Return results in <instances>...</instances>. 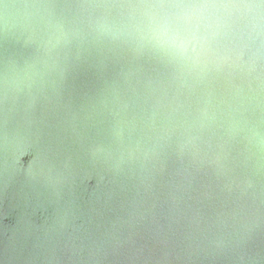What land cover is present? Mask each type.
Returning <instances> with one entry per match:
<instances>
[{
  "label": "water",
  "instance_id": "obj_1",
  "mask_svg": "<svg viewBox=\"0 0 264 264\" xmlns=\"http://www.w3.org/2000/svg\"><path fill=\"white\" fill-rule=\"evenodd\" d=\"M0 264H264V0H0Z\"/></svg>",
  "mask_w": 264,
  "mask_h": 264
},
{
  "label": "clouds",
  "instance_id": "obj_2",
  "mask_svg": "<svg viewBox=\"0 0 264 264\" xmlns=\"http://www.w3.org/2000/svg\"><path fill=\"white\" fill-rule=\"evenodd\" d=\"M159 39H160V41H161L162 43H169V42H171V41H170V38H168V37H166V36L159 37ZM177 47H179V45H177Z\"/></svg>",
  "mask_w": 264,
  "mask_h": 264
}]
</instances>
